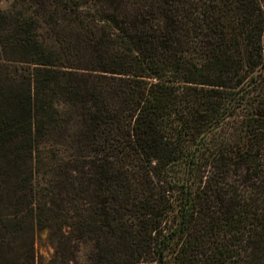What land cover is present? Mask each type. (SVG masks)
Segmentation results:
<instances>
[{
	"label": "trees",
	"instance_id": "trees-1",
	"mask_svg": "<svg viewBox=\"0 0 264 264\" xmlns=\"http://www.w3.org/2000/svg\"><path fill=\"white\" fill-rule=\"evenodd\" d=\"M0 264H264V0H7Z\"/></svg>",
	"mask_w": 264,
	"mask_h": 264
},
{
	"label": "rangeland",
	"instance_id": "rangeland-1",
	"mask_svg": "<svg viewBox=\"0 0 264 264\" xmlns=\"http://www.w3.org/2000/svg\"><path fill=\"white\" fill-rule=\"evenodd\" d=\"M9 3L7 0H0V9L7 8ZM2 198L6 196L4 188L1 190ZM58 242V236L50 231H35L34 250L36 256V264H58L59 258L56 255V244ZM89 246L82 245L80 251L77 254V261L71 264H90L88 261Z\"/></svg>",
	"mask_w": 264,
	"mask_h": 264
}]
</instances>
